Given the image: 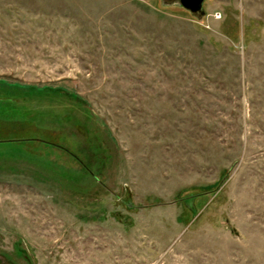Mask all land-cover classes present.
<instances>
[{
    "label": "rangeland",
    "instance_id": "obj_1",
    "mask_svg": "<svg viewBox=\"0 0 264 264\" xmlns=\"http://www.w3.org/2000/svg\"><path fill=\"white\" fill-rule=\"evenodd\" d=\"M0 0V264H264V0Z\"/></svg>",
    "mask_w": 264,
    "mask_h": 264
},
{
    "label": "water",
    "instance_id": "obj_2",
    "mask_svg": "<svg viewBox=\"0 0 264 264\" xmlns=\"http://www.w3.org/2000/svg\"><path fill=\"white\" fill-rule=\"evenodd\" d=\"M206 0H179L180 5L192 14L205 15L203 6Z\"/></svg>",
    "mask_w": 264,
    "mask_h": 264
}]
</instances>
